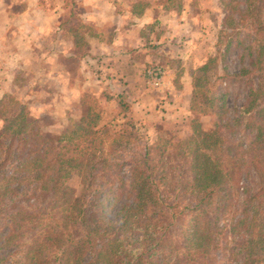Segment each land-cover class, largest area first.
Returning a JSON list of instances; mask_svg holds the SVG:
<instances>
[{
    "label": "trees",
    "instance_id": "obj_1",
    "mask_svg": "<svg viewBox=\"0 0 264 264\" xmlns=\"http://www.w3.org/2000/svg\"><path fill=\"white\" fill-rule=\"evenodd\" d=\"M248 28L257 77L225 126L231 139L217 123L194 121L174 142L143 143L132 125L110 135L88 96L80 116L51 134L28 121L33 105L1 98L0 264H264V24ZM209 88L207 76L191 81L197 115H217L222 96ZM126 137L142 143L127 185L119 174ZM122 194L110 221L105 209Z\"/></svg>",
    "mask_w": 264,
    "mask_h": 264
},
{
    "label": "rangeland",
    "instance_id": "obj_2",
    "mask_svg": "<svg viewBox=\"0 0 264 264\" xmlns=\"http://www.w3.org/2000/svg\"><path fill=\"white\" fill-rule=\"evenodd\" d=\"M173 1L176 3L177 0ZM16 2L13 7L19 9V6H21L20 0ZM216 2H218V8L217 10L214 8L213 13L210 11V7H205L209 9V15L208 18L205 17L204 25L209 29L211 36L209 40L212 41L207 57L210 59L207 60L208 66L205 72L202 73L198 66L191 63L192 54L190 52L177 59H170L172 62H167L169 69L175 72H179L180 69V73H184L182 77L173 78V85L177 91L166 96L175 99V101L180 98L178 104L182 105L176 108H165L161 103L162 85L159 88H154L148 83L146 72L152 67L162 66L158 60L144 64L145 66L141 70V74L144 71L145 79L144 92L140 91L143 96L142 102H138L135 106L136 101L133 102L130 96L127 97L126 94L124 97L127 98L128 103L124 101L123 104L121 97L116 98V90L110 95L112 91L108 92L104 89L98 78H96L97 74L91 72V77L88 78L82 69L80 72L81 65L79 62L52 60L50 58L37 61L34 56L27 55L21 57L25 61L27 59L26 63L23 64L25 61L17 59V55L11 60L4 57L1 48L5 46L2 47L1 44L0 99L10 94L13 98L23 100V105H33L27 110L28 121L36 125L37 123L42 124L39 131H50L51 134L58 132L69 119H76L80 116L81 109L84 106L81 97L88 96L94 99L95 103L94 105L91 104V107H94L100 113L102 117L101 124L110 130V135L113 133L126 135L125 132L129 131V126L132 125L136 131V137L143 143L151 144L157 139L174 142L191 133V122L194 121L203 129L211 128L213 124L217 123L221 127L225 139H231V132L225 126H231V121L237 118L240 108L245 106L248 100V90L255 86L258 67H254L253 71L250 65L255 48L248 24H264V0H216ZM241 13H245L242 18H240ZM62 20L65 23L68 22L65 17ZM198 40L200 38L196 41ZM172 45L178 48L177 44L173 43ZM18 47L20 46H16V51L21 50ZM59 47L68 48L66 44ZM81 47L76 46V52ZM42 48L44 49L43 52H48L51 44H44ZM194 54L196 57L199 56V52L195 51ZM147 66L150 67L146 68ZM88 67L95 68L94 70L98 72L92 64ZM59 70H61V74H59ZM65 70L71 73V81L77 79V84H79L83 80L86 85L81 89H76L74 86L69 89L70 80L64 74ZM203 76L208 78L209 90H215L217 94L222 96L215 104L217 108L213 109L217 115L206 114L201 116L196 114V108L193 111L190 109L191 81L193 78ZM184 80L188 84L185 91L181 83ZM80 86H83V84ZM125 105H128V109ZM252 135L253 133H249V140ZM237 138V134L233 135V140ZM125 140H127L128 149L119 153L120 160H123L119 174L123 183L127 185L129 171L127 165L130 154L141 153L140 145L142 143L139 144L136 141L129 140L128 137ZM248 178L254 181L252 175ZM250 179L248 181H251ZM241 182L245 184L244 180ZM80 184L81 182L78 179L73 178L68 186L72 187L75 193L79 191V194ZM124 196L122 194L117 200H109L110 205L105 209L108 220L114 221L116 219ZM237 198L241 200L240 196ZM1 233H3V230H0Z\"/></svg>",
    "mask_w": 264,
    "mask_h": 264
},
{
    "label": "crops",
    "instance_id": "obj_3",
    "mask_svg": "<svg viewBox=\"0 0 264 264\" xmlns=\"http://www.w3.org/2000/svg\"><path fill=\"white\" fill-rule=\"evenodd\" d=\"M16 1L0 0V44L5 46L1 53L8 60L17 55L25 61L21 57L32 55L37 61L50 58L79 62L80 72L82 69L88 78L91 72L97 74L104 89L112 91L110 95L116 90V98L121 97L123 104L128 103L126 94L136 101L135 106L142 102L140 91L144 92L141 70L144 64L158 60L163 66H159L163 70L160 99L165 108L182 105L178 104L180 98L175 101L166 96L177 91L173 78L184 76L180 69H169L167 62L188 52L193 65L205 61L212 45L204 25L209 15L205 7L212 13L218 8L216 0H20L19 9H14ZM44 44H51L48 52H43ZM64 44L68 48L59 47ZM16 46L21 50L16 51ZM76 46H82L78 54ZM90 64L98 72L89 68ZM64 74L72 78L69 71ZM77 83V79L70 80L69 89L86 85L83 80ZM181 83L185 91L188 84L185 80ZM125 107L128 109V105Z\"/></svg>",
    "mask_w": 264,
    "mask_h": 264
},
{
    "label": "built area",
    "instance_id": "obj_4",
    "mask_svg": "<svg viewBox=\"0 0 264 264\" xmlns=\"http://www.w3.org/2000/svg\"><path fill=\"white\" fill-rule=\"evenodd\" d=\"M148 83L151 87L159 88L162 85L163 71L160 67H152L147 72Z\"/></svg>",
    "mask_w": 264,
    "mask_h": 264
}]
</instances>
